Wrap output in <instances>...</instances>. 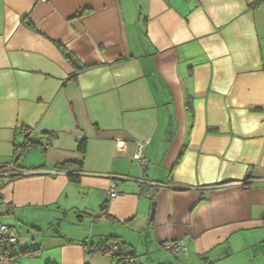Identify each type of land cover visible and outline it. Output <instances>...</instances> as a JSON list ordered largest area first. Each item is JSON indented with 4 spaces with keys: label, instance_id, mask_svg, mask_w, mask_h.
<instances>
[{
    "label": "crops",
    "instance_id": "1",
    "mask_svg": "<svg viewBox=\"0 0 264 264\" xmlns=\"http://www.w3.org/2000/svg\"><path fill=\"white\" fill-rule=\"evenodd\" d=\"M24 130L13 264H264V0H0V166Z\"/></svg>",
    "mask_w": 264,
    "mask_h": 264
},
{
    "label": "built area",
    "instance_id": "2",
    "mask_svg": "<svg viewBox=\"0 0 264 264\" xmlns=\"http://www.w3.org/2000/svg\"><path fill=\"white\" fill-rule=\"evenodd\" d=\"M25 136H31L30 131H24ZM43 148H48V142L46 140H40ZM132 159L136 161L139 165L144 166L146 160L143 157V145L140 142H136L134 154ZM28 172L21 171L17 169L13 162L7 163L0 166V187L7 185L12 178L21 177L28 175ZM118 193L116 186L111 182L108 186L107 196L108 200L112 201L117 197ZM17 242V237L14 232L6 225L0 224V264H13L14 258L12 256L13 248ZM163 248L172 254H179L181 252H186V248L180 242H168ZM120 249V243H113L107 250V256L116 259L118 264H128L133 263V260L128 258L118 257L116 254Z\"/></svg>",
    "mask_w": 264,
    "mask_h": 264
},
{
    "label": "trees",
    "instance_id": "3",
    "mask_svg": "<svg viewBox=\"0 0 264 264\" xmlns=\"http://www.w3.org/2000/svg\"><path fill=\"white\" fill-rule=\"evenodd\" d=\"M260 1H258L259 3ZM26 27L34 30V27L32 26V24L30 23H25ZM58 49L60 50L61 54L63 55L64 59L70 64V66L73 68V72L72 75L70 76V79H75L80 73H82L83 71H86L87 69H89L92 66L86 67L83 66L82 64H80L78 61H76L74 59V57L66 52L65 49H63L60 45L58 46ZM24 131H29V130H24ZM46 140L48 142V145H50V141L53 138L52 135H46ZM43 140V139H42ZM41 149L42 151L46 150L47 148H43L40 141L37 142H33L31 141L29 136H25V140L23 142L22 145L17 146L14 148V152H13V160L12 162L14 163V165L18 168L17 163L21 161V159L24 157V155L32 150V149ZM78 150L80 151L81 154L84 153L85 151V145L84 143H81L78 147ZM16 178H20V177H16ZM16 178H12L16 179ZM105 208V206H104ZM113 243H120L119 241L115 240V239H107L104 242L100 243L99 245H97L95 247V251H98L100 254L102 255H106L107 254V250L110 247V245H112ZM94 251V250H91ZM118 257H121V260H124L125 258H128L130 260H134L136 259L135 253L132 250V248L126 246V244L124 243H120V249L116 254ZM124 258V259H122Z\"/></svg>",
    "mask_w": 264,
    "mask_h": 264
},
{
    "label": "water",
    "instance_id": "4",
    "mask_svg": "<svg viewBox=\"0 0 264 264\" xmlns=\"http://www.w3.org/2000/svg\"><path fill=\"white\" fill-rule=\"evenodd\" d=\"M152 214H153V211L151 212V216H152Z\"/></svg>",
    "mask_w": 264,
    "mask_h": 264
}]
</instances>
